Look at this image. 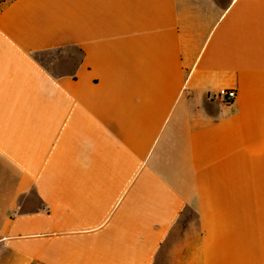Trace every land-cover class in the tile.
Returning <instances> with one entry per match:
<instances>
[{
  "label": "crops",
  "instance_id": "1",
  "mask_svg": "<svg viewBox=\"0 0 264 264\" xmlns=\"http://www.w3.org/2000/svg\"><path fill=\"white\" fill-rule=\"evenodd\" d=\"M187 209L186 264H264V0H0V264H155Z\"/></svg>",
  "mask_w": 264,
  "mask_h": 264
},
{
  "label": "rangeland",
  "instance_id": "2",
  "mask_svg": "<svg viewBox=\"0 0 264 264\" xmlns=\"http://www.w3.org/2000/svg\"><path fill=\"white\" fill-rule=\"evenodd\" d=\"M79 58L80 52L76 48L38 56L39 61L56 74L74 70ZM198 236L197 216L191 209H187L158 252L155 264H186Z\"/></svg>",
  "mask_w": 264,
  "mask_h": 264
},
{
  "label": "built area",
  "instance_id": "3",
  "mask_svg": "<svg viewBox=\"0 0 264 264\" xmlns=\"http://www.w3.org/2000/svg\"><path fill=\"white\" fill-rule=\"evenodd\" d=\"M236 96L237 93L235 89H223L218 93L217 98H219L223 104L230 105L236 100ZM214 98L215 97H213V99Z\"/></svg>",
  "mask_w": 264,
  "mask_h": 264
},
{
  "label": "trees",
  "instance_id": "4",
  "mask_svg": "<svg viewBox=\"0 0 264 264\" xmlns=\"http://www.w3.org/2000/svg\"><path fill=\"white\" fill-rule=\"evenodd\" d=\"M67 49H69V48H67ZM64 50H66V49H60V50L54 51V53H60V52H62V51H64ZM77 50H78V49H77ZM78 51H79V50H78ZM79 52H80V51H79ZM51 53H52V52H51ZM45 54H47V53H45ZM80 60H81V52H80V58H79V60H78V63L76 64V67L78 66ZM76 67L74 68V70H72V71H70V72H68V73H63V74H56L54 71H51L50 69H48V70L51 71L53 74H55V75H57V76H61V75H71V76H74V75H75V69H76ZM46 68H47V67H46Z\"/></svg>",
  "mask_w": 264,
  "mask_h": 264
}]
</instances>
